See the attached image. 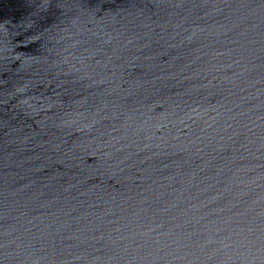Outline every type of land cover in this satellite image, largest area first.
I'll return each instance as SVG.
<instances>
[{"label":"water","instance_id":"obj_1","mask_svg":"<svg viewBox=\"0 0 264 264\" xmlns=\"http://www.w3.org/2000/svg\"><path fill=\"white\" fill-rule=\"evenodd\" d=\"M0 264H264V0H0Z\"/></svg>","mask_w":264,"mask_h":264}]
</instances>
